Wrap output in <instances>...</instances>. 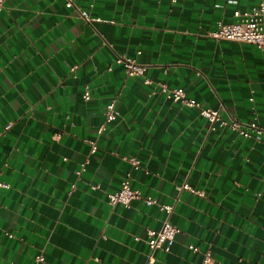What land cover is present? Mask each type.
I'll return each instance as SVG.
<instances>
[{
	"label": "crops",
	"instance_id": "obj_1",
	"mask_svg": "<svg viewBox=\"0 0 264 264\" xmlns=\"http://www.w3.org/2000/svg\"><path fill=\"white\" fill-rule=\"evenodd\" d=\"M75 1L95 19L66 0L0 11V264H143L150 252L151 264H201L206 250L211 264H264V50L211 36L259 0ZM122 53L144 73L127 74ZM202 107L262 132L212 125ZM128 171L158 202L109 201ZM166 217L179 227L169 251L135 238Z\"/></svg>",
	"mask_w": 264,
	"mask_h": 264
},
{
	"label": "built area",
	"instance_id": "obj_2",
	"mask_svg": "<svg viewBox=\"0 0 264 264\" xmlns=\"http://www.w3.org/2000/svg\"><path fill=\"white\" fill-rule=\"evenodd\" d=\"M6 0H0V11L4 7ZM66 5L69 7H75L82 18L86 20L95 19L85 8H82L76 3L75 0H66ZM235 20L223 21L218 20L215 29L211 31V36L216 39H231L244 42L255 43L260 49L264 50V0H259L257 5L252 8L240 10L236 9L234 11ZM116 61L123 64L127 74L140 75L143 74L146 68L144 63H141L136 58L131 57L125 53L116 56ZM146 81L150 79L145 78ZM162 90L167 91L168 95L174 100L180 101L184 105H196L197 100L186 94L183 87H173L169 88L166 84L162 85ZM91 92L88 85L85 87L84 98H90ZM116 102L111 100L106 107L105 113L107 120H113L117 115ZM201 113L205 115L212 125L215 122H219L220 126H229L231 129L243 134L244 136L251 137L256 133L262 132L261 126L255 122L243 123L236 117H223L220 113L219 108L214 107H202ZM11 123H7L5 128L10 127ZM103 126L101 127V129ZM97 149L96 143H92V151ZM133 165H140L141 160L135 156L127 157ZM86 161L82 162V169L86 167ZM0 181V185H3ZM6 185V184H4ZM76 184H73L75 187ZM183 186H189L184 184ZM93 187H98V184H93ZM182 185L179 186L181 188ZM143 197L147 204L158 202L153 196H145L142 190L138 187H134L131 184V172L128 171L122 180L121 186L114 190L108 192V198L111 203L122 202L127 206H130L131 201L135 198ZM160 207L166 209L170 213L173 209L171 203H160ZM179 231V227L174 224L169 217H166L160 228L156 229L153 227H147L146 236L142 237L140 235H134L136 239L143 240L147 242L152 250L156 248L164 249L169 251L171 249L172 243L175 240L176 233ZM190 247L194 250H199V246L196 244H190ZM38 260L43 259V255L39 254L37 256ZM155 260V256L152 252L148 254L147 260L143 264H151ZM212 254L210 250L205 251V255L201 264H211Z\"/></svg>",
	"mask_w": 264,
	"mask_h": 264
}]
</instances>
